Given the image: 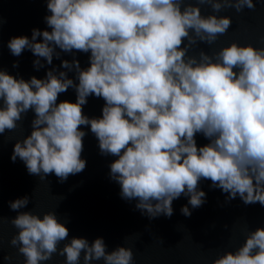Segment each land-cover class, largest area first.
<instances>
[{
    "label": "clouds",
    "instance_id": "9594fccd",
    "mask_svg": "<svg viewBox=\"0 0 264 264\" xmlns=\"http://www.w3.org/2000/svg\"><path fill=\"white\" fill-rule=\"evenodd\" d=\"M199 5L213 14L202 15ZM46 7L50 31L10 38V54L30 51L36 70L51 66L60 52L74 58L61 61L67 71L53 66L42 79L25 81L0 69V136L34 113L30 134L14 143L13 163L19 158L29 175L44 181L54 174L63 183L86 167L81 126H87L100 154L117 158L109 178L121 198L137 201L135 209L150 220L170 218L181 196L192 209L201 207V180L226 193V201L264 206V47L232 42L212 55L188 54L198 43L213 45L231 27L230 17L216 13L254 11L253 0H46ZM75 52L90 53L88 67H80ZM69 88L75 102L57 103ZM89 96L104 101L101 117L84 114ZM197 134L209 143L198 147ZM28 204L27 196L9 202L17 213L9 221L17 229L9 245L24 264H42L54 254L64 264H133L131 248L108 251L103 238L69 239L54 212L20 211ZM180 211L191 216L188 206ZM212 264H264V228L247 232L235 251Z\"/></svg>",
    "mask_w": 264,
    "mask_h": 264
},
{
    "label": "water",
    "instance_id": "95a60500",
    "mask_svg": "<svg viewBox=\"0 0 264 264\" xmlns=\"http://www.w3.org/2000/svg\"><path fill=\"white\" fill-rule=\"evenodd\" d=\"M191 2L195 4V0ZM253 2L256 5L254 11L244 9L238 14L234 9H224L216 13L230 17L231 27L213 45L198 43L188 54L198 55L202 50L212 55L232 42L264 47V0ZM199 7L202 15L213 14L209 6ZM47 15L50 13L46 0H0V18L4 21L0 26V69L25 81L33 76L44 78L46 71L53 66L58 71H67L60 67L61 61L71 62L73 54L60 52V59L54 57L51 66L45 64L44 68L36 70L33 67L36 57L30 51L25 50L21 56L15 57L7 48L10 38H31L32 29L50 31L44 21ZM74 55L81 68L89 66L90 53L75 52ZM14 62H18V67H12ZM41 63L45 62L41 60ZM74 77V72H68V78ZM75 99L74 90L69 88L59 95L57 103H74ZM87 101L84 114L89 118L101 117L104 101L94 96H89ZM32 119L34 113L29 111L18 122L16 130L0 136V216L5 221L0 224V238L3 240L0 264H24V257L9 245L17 232L9 222L17 215L10 210L9 202L24 196L29 198V204L20 211L39 216L54 212L58 221L68 228L69 239L85 238L91 243L96 238H103L108 251L117 246L131 248L133 264H212L224 252L235 251L247 232L264 228V206L259 203L245 205L239 197L226 201L227 194L219 188H212L210 180L200 181L199 190L206 194L201 207L192 209L188 197L181 196L172 202L173 215L170 218L161 215L150 220L141 215L135 209L137 201L122 199L119 184L109 178V165L117 158L100 154L98 141L87 126H81V130L87 133L81 154L86 161L85 169L70 175L63 183L54 174L40 181L38 176L28 174L19 158L15 163L10 160L14 143L30 134ZM195 140L198 147L209 143L202 134H197ZM182 206L189 207L190 217L181 213ZM66 242L58 245V250ZM4 256L12 259L5 261ZM42 264H64V257L54 254L51 260Z\"/></svg>",
    "mask_w": 264,
    "mask_h": 264
}]
</instances>
